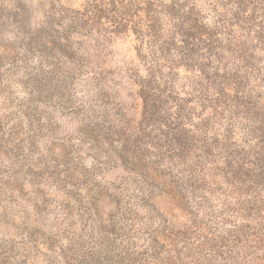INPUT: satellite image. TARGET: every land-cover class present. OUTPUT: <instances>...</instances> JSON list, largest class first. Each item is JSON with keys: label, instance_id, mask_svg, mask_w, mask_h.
<instances>
[{"label": "rangeland", "instance_id": "374dc122", "mask_svg": "<svg viewBox=\"0 0 264 264\" xmlns=\"http://www.w3.org/2000/svg\"><path fill=\"white\" fill-rule=\"evenodd\" d=\"M213 9L208 0H0V264H90L96 259L122 264L118 254L123 249L134 247L136 256H147L152 245L158 254L136 264H232L225 259L227 247L223 254L217 249L222 236L260 221L238 211L237 197L244 191H234L223 174L208 171L222 164L217 153L207 156L198 148L179 157L167 147L157 149L158 142L150 139L161 134L159 117L150 109L165 88L161 97L172 90L188 101L194 122L219 118L191 98L198 93V66L206 63V55L183 60L180 53L191 54L180 33L190 30L194 19L204 29L214 28ZM233 28L243 56L247 51L264 69L258 27ZM223 38L216 33L215 39ZM238 54L225 49L223 64L242 66L244 57ZM250 77L247 87L261 80ZM260 90L263 109L264 83ZM227 92L233 94L231 86ZM234 117L232 142L238 149L249 118L243 111ZM91 129L100 135L93 137ZM256 144L251 137L243 146L249 151ZM136 145L141 149L134 151ZM125 153L144 157L145 172L127 166ZM198 153V171L207 172L210 187L196 193L186 189V198L197 197L189 212L169 189L178 183L176 191L182 190L178 178L193 167ZM144 195L146 204L134 206L125 219L126 204ZM210 212L219 217L218 227L208 221ZM125 221L138 230L124 243L107 235L112 223L118 229ZM170 232L181 236L168 239ZM156 233L155 244L148 237ZM190 234L192 239L184 241ZM234 248L236 264H264V245L254 249L241 242Z\"/></svg>", "mask_w": 264, "mask_h": 264}, {"label": "trees", "instance_id": "16d2710c", "mask_svg": "<svg viewBox=\"0 0 264 264\" xmlns=\"http://www.w3.org/2000/svg\"><path fill=\"white\" fill-rule=\"evenodd\" d=\"M208 1L210 4L214 5L213 11L216 16L214 28L209 29L207 27L204 29V27L198 25L197 19H194L193 23L191 22L192 25L189 27L190 30L188 29L184 31V33H180L181 40L184 43V49L186 47L188 51H191V54L187 51L184 52V50H181L180 53L183 60L184 57L191 58L190 56L206 55V63H202V65L198 66L201 78L194 87L198 89V93L191 98L197 99L203 110H205L207 106L211 107L219 118L206 116L201 122H194L193 112L195 114V111L186 110L185 105L188 101L183 98H178V96H173L174 91L172 90L167 97H161L163 92L166 91L165 88L157 95L158 98L152 100L153 102L150 109L151 115L157 114L159 117L157 122L161 134H156L150 139L152 142L155 140L156 143L158 142L156 146L157 149H164L167 147V151L170 149L173 153L178 154L179 157H183L188 153L190 154L193 149L196 150L199 148L198 150L206 153L207 156L212 153H217L218 160H223L221 165H219V163L216 166L212 165L208 171H212L214 175L223 174L226 177L225 182L228 183L234 191L240 192L243 190L244 192L240 193L237 197V199H239L238 203H241L238 207V211L244 212L245 216L250 218V220L260 219V221L255 224H252L250 221L240 228L238 227L235 230H230V234L226 237L222 236L221 245H219V247L217 246V249H221V254H223L222 249L227 247L228 250L226 251L227 254L225 259L231 261L232 264H236L233 258L234 256H238V254L232 255L236 245L238 246L239 243L245 242V244L254 247V249H256L258 245H264V106L263 109L259 106L260 96L263 93L260 89L262 83H264V69L262 66L253 62L254 57L252 55H247V51H245L246 55L243 56V43L240 38L238 39V35L236 34L237 31L233 26L235 24H242L246 25L249 29L257 26V45L259 44L264 47V0ZM230 3H232V5H229ZM174 5L175 2H173V7ZM249 6L251 10L246 14V9ZM185 22L184 20L182 24ZM192 28L197 29L199 32L192 33ZM216 33H221L224 35V38L222 40L215 39ZM225 39L228 40L227 45L223 44V40ZM195 48L199 51L195 52ZM225 49L232 51L233 54L240 52L238 55L244 57L241 61L242 66L228 68L227 64H223V53H225ZM212 63H217L213 72L209 69ZM220 68L224 70L222 73L220 72ZM243 69L245 74L242 72ZM251 75L255 81L260 77L261 80L258 84L247 87ZM153 77L154 76L151 75L150 79H153ZM229 86L232 88V95L227 92ZM157 101L159 104H157ZM175 106L176 108L172 109ZM239 107L243 108L241 111L249 118V122L242 127L245 133L243 134L242 140L237 143V147L239 148L234 149L232 139L235 132L234 127L237 124V119H235L234 115L241 112ZM198 116H200V114ZM214 128H216V130L211 134V130ZM90 134L95 138L100 135L95 132V129H91ZM148 136L150 137V135ZM251 137L257 139L256 147L254 150L245 151V146H243L244 142H247ZM140 149L139 145H136L134 151ZM199 156H201V154H196V161L194 159L193 167L187 168L179 176L178 181H181L180 186H182V190L176 191L178 183H176L175 187L169 189V192L173 193L174 197L177 199L180 207L189 212L191 211L190 208H192V205L195 204L197 197L186 198L188 191L196 193L199 189L204 190L210 187L206 180L207 172H205L204 169L198 171V168L202 165V159H200ZM122 158L127 166L142 173L145 172L146 163H143L144 157H130L125 153L122 155ZM130 159H132V161H130ZM213 184H215L216 188L220 187L216 180ZM199 197L201 200V195ZM242 197H244V200ZM144 204H146L145 195L141 200L133 204L127 203L124 207L125 219L130 218L134 206L138 207ZM233 212H237V210L234 209ZM211 213L212 212L208 213V221L218 227L216 221L219 217H214ZM124 223H126V221L121 223L118 229H116L115 224L112 223V231H108L107 235L113 233V239L116 240L120 238L122 243H124V238H127L126 236L131 231L138 230L134 229L132 224L129 225L128 223ZM199 234L194 236L195 241L199 239ZM172 236L178 238L181 235L170 232L169 236H166V238L171 239ZM149 238L155 244L159 243L158 233L151 234L148 239ZM182 238L184 241L189 242L192 239V234L189 236L184 235ZM152 250L153 252L147 256H144L145 252L139 253L136 256L134 247L131 248L128 246L118 255L121 256L122 264H136L137 260L153 259L156 254H158L156 245H152ZM1 251L2 254H6L7 252L4 251V249ZM242 256L243 260L247 257L246 254ZM199 259L198 257V260ZM91 263L98 264L101 262L96 259ZM66 264L78 263H70L68 261Z\"/></svg>", "mask_w": 264, "mask_h": 264}]
</instances>
